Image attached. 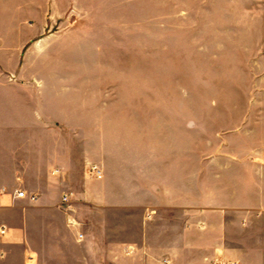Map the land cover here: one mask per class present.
<instances>
[{"label": "crops", "instance_id": "1", "mask_svg": "<svg viewBox=\"0 0 264 264\" xmlns=\"http://www.w3.org/2000/svg\"><path fill=\"white\" fill-rule=\"evenodd\" d=\"M52 4L0 0V264H264V162L197 160L189 121L89 101L51 65Z\"/></svg>", "mask_w": 264, "mask_h": 264}, {"label": "rangeland", "instance_id": "2", "mask_svg": "<svg viewBox=\"0 0 264 264\" xmlns=\"http://www.w3.org/2000/svg\"><path fill=\"white\" fill-rule=\"evenodd\" d=\"M52 2L51 65L82 72L62 77L93 88L89 101L189 121L197 160L264 162V0ZM257 227L264 240L263 217ZM252 257L264 262V250Z\"/></svg>", "mask_w": 264, "mask_h": 264}, {"label": "built area", "instance_id": "3", "mask_svg": "<svg viewBox=\"0 0 264 264\" xmlns=\"http://www.w3.org/2000/svg\"><path fill=\"white\" fill-rule=\"evenodd\" d=\"M99 167L100 166H98L96 164L91 165L89 168L90 175L93 177H96V178H102V174H103L102 169ZM19 196L25 197V192H23V191L19 192ZM31 198H32V200L36 199L35 196H32ZM62 205H63V208H65L66 210H70V208H71L70 207V196L67 193H65L63 196ZM5 233H6V227L0 228V235H5ZM164 264H168V262L165 261ZM215 264H220V263L216 262Z\"/></svg>", "mask_w": 264, "mask_h": 264}]
</instances>
